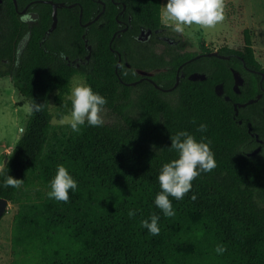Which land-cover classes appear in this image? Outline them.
I'll list each match as a JSON object with an SVG mask.
<instances>
[{
    "label": "trees",
    "instance_id": "1",
    "mask_svg": "<svg viewBox=\"0 0 264 264\" xmlns=\"http://www.w3.org/2000/svg\"><path fill=\"white\" fill-rule=\"evenodd\" d=\"M42 1L67 5L49 36L53 7ZM100 1L16 0L17 10L1 0L0 77L42 105L6 156L21 186L3 187L0 177V197L17 206L12 264H264V67L250 30L241 49L222 47L219 56L204 46L202 55L187 51L190 42L176 32L179 44L159 50L157 31H172L160 19L163 0ZM28 4L39 15L34 23L19 13ZM142 31L152 32L151 42L139 40ZM141 72L154 73L159 88ZM76 75L107 99L114 121L85 123L79 133L67 126L51 139V103L58 119L70 112ZM201 123L206 132L197 131ZM179 130L210 140L216 167L182 200L169 197L176 214L165 217L154 204L157 176L177 158L169 147ZM58 164L78 182L66 203L47 196ZM153 213L156 236L140 223Z\"/></svg>",
    "mask_w": 264,
    "mask_h": 264
},
{
    "label": "clouds",
    "instance_id": "2",
    "mask_svg": "<svg viewBox=\"0 0 264 264\" xmlns=\"http://www.w3.org/2000/svg\"><path fill=\"white\" fill-rule=\"evenodd\" d=\"M224 0H167L160 12L161 22L171 27L172 31L183 34L186 27L196 25L200 28H213L225 19ZM24 21L29 17H23ZM68 99L71 102L70 112L61 115L60 124H67L73 132L79 133L81 126L97 127L104 124L103 112L107 99L82 80L74 82ZM42 105L33 98L28 105L30 112L41 111ZM207 130V124H199L197 131L203 133ZM23 132V129L20 130ZM171 150L177 154V158L162 164L157 180L161 191L157 192L154 204L165 217H173L176 214L172 205L173 197L182 200L192 189V181L201 173L211 172L216 167L215 154L212 151L211 141L201 136L199 140L186 130H179L170 137ZM8 168L4 161L0 162V177L3 178V187L19 188L22 181L8 174ZM50 190L47 192L49 199L68 202L69 190L75 192L78 182L63 165L56 166L54 177L49 182ZM195 199V195L192 197ZM136 211L130 209L128 215L135 216ZM160 216L151 214L147 219L141 220V227L148 230L149 234L156 236L160 233ZM226 247L218 244L215 252L222 255Z\"/></svg>",
    "mask_w": 264,
    "mask_h": 264
},
{
    "label": "rangeland",
    "instance_id": "3",
    "mask_svg": "<svg viewBox=\"0 0 264 264\" xmlns=\"http://www.w3.org/2000/svg\"><path fill=\"white\" fill-rule=\"evenodd\" d=\"M166 3L167 0H163L162 7ZM224 3L225 19L215 27L200 28L196 25L186 27L182 36L190 45L187 44L185 49L197 53L204 50L203 46L210 51H218L222 47L241 49L243 31L249 29L255 55L264 67V0H224ZM166 34L170 39L175 37L174 31L168 30ZM77 80L86 82L83 76L76 75L72 79L71 87ZM29 104V100L14 88L11 77H0V162L5 160L17 144L22 135L20 130L26 128L30 114ZM51 112L54 114L50 135L52 139L66 131L68 125L60 124L53 101ZM103 117L105 122L114 121V116L106 109ZM16 211L17 206L9 204L6 214L0 220V264H12L14 261L12 229Z\"/></svg>",
    "mask_w": 264,
    "mask_h": 264
},
{
    "label": "water",
    "instance_id": "4",
    "mask_svg": "<svg viewBox=\"0 0 264 264\" xmlns=\"http://www.w3.org/2000/svg\"><path fill=\"white\" fill-rule=\"evenodd\" d=\"M14 2H15L16 7H17L16 0H14ZM42 2L49 3V4H51L53 6V23H52L51 27L49 28V30L46 33V36H49L57 27V23H58V16H57L58 9L61 8V7H66L67 5H65V4H57V3H54L52 1H42ZM99 2H101V1L99 0ZM69 7H73V5L69 6ZM33 17L37 18L38 14L33 13ZM98 18H99V16H97L96 19H98ZM89 24H91V23H88V25ZM126 30H127V28L123 29V31H126ZM149 33H151V32H149ZM27 40L25 41V43H27ZM88 50L91 51V47L90 46L88 47ZM208 55L209 56H219V53L217 51H213V52L209 53ZM89 57H90V55H88L87 59H89ZM225 58H227V57H225ZM66 59H68V58H66ZM120 61H121V57H120ZM141 73L143 75H145L146 77H148V78L154 74V73H143V72H141ZM234 75H235V79H236V85L235 86L239 87L243 83V81H242L240 75L237 72H234ZM205 78L206 77L203 76V75H193V76L190 77V79H192V80H199V79H205ZM149 81L151 83H153L157 88H159V86L157 84H155L152 79L149 78ZM179 82H180V77H177V81H176V84H175L174 87H176L179 84ZM135 84L136 83H133V85H135ZM173 88L168 89V91H172ZM216 91L218 92L219 95H223V86L217 87ZM226 100H229L228 96H226ZM253 102H254V100L250 101V103H253ZM241 106H245V105H241ZM235 109H238V105H235ZM261 142H264V140H262ZM8 159H9L8 157H5V160H4L5 165H7ZM9 204L10 203H9V201L7 199H4V198L0 197V220L3 218V216L7 212Z\"/></svg>",
    "mask_w": 264,
    "mask_h": 264
},
{
    "label": "flooded vegetation",
    "instance_id": "5",
    "mask_svg": "<svg viewBox=\"0 0 264 264\" xmlns=\"http://www.w3.org/2000/svg\"><path fill=\"white\" fill-rule=\"evenodd\" d=\"M1 6H2V3H1V0H0V9H1ZM16 9L18 10V5H17ZM124 9H126L125 6H124ZM19 13L22 16V18L25 17V16L29 17V20L24 21L25 23H34L39 18V15H38L37 18H34L33 17V13H36V12H34L33 10H31V5L30 4H28L23 10L19 11ZM57 16H58V14H57ZM97 20L98 19H95V21H97ZM89 23H92V22H89ZM149 32L150 31H148V32L142 31V33H141V35L139 37V40H141L143 42H151V40L153 39L154 36H153L152 32L151 33H149ZM166 32H167V30L161 29V30L157 31V34L155 36V44H156L155 46L157 47V49H158V47H160L159 50H164V48H165V44L164 43H170L172 45L173 44H179V40L178 39L176 40L175 37H173L172 39H170L167 36ZM23 44L24 43H21L19 49L22 48ZM199 54L202 55L204 53L202 51ZM197 57H199V56H197ZM66 60H68V59H66ZM181 76H183V75H181ZM146 78L149 80L148 77H146ZM263 79H264V75H263Z\"/></svg>",
    "mask_w": 264,
    "mask_h": 264
}]
</instances>
